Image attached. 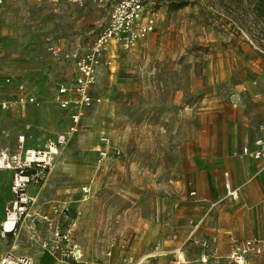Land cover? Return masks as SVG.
Wrapping results in <instances>:
<instances>
[{"label":"rangeland","instance_id":"rangeland-1","mask_svg":"<svg viewBox=\"0 0 264 264\" xmlns=\"http://www.w3.org/2000/svg\"><path fill=\"white\" fill-rule=\"evenodd\" d=\"M194 1H157L152 33L130 49L118 42L107 47L103 56L110 63L96 68L92 90L100 102L85 113L44 182L41 211L54 204L65 209L85 261L125 264L180 241L189 226L188 157L209 142L214 155H233L244 133L249 140L264 128V14L256 10L258 0ZM110 5L0 4V104H7L0 106V150L41 147L66 129L68 112L58 107L56 89L69 81L72 65L53 58L47 46L58 40L88 49L107 24ZM19 87L34 96V104L17 101ZM101 136L109 147L97 168ZM216 171L223 190L226 174ZM9 180L0 177V220ZM11 248L32 264H67L23 230L16 239L0 237V256Z\"/></svg>","mask_w":264,"mask_h":264},{"label":"built area","instance_id":"built-area-1","mask_svg":"<svg viewBox=\"0 0 264 264\" xmlns=\"http://www.w3.org/2000/svg\"><path fill=\"white\" fill-rule=\"evenodd\" d=\"M82 3L84 0H68ZM102 3H111L108 21L93 39L90 47L82 50L78 45L64 46L59 41H51L47 50L56 60L68 61L72 65L71 78L67 82L59 83L56 89V103L62 110L68 112L66 129L48 139L41 147L27 146L22 150H0V170L11 172L9 191L10 200L3 206L4 217L0 222L1 237L10 236L14 239L22 230H26L30 238L36 241L41 250L66 261L67 264H100L96 261H85L83 250L75 240L73 226L75 222L69 219L65 209L58 204L50 207L48 212L40 209L42 187L53 169L57 156L71 135L78 131L80 122L85 113L100 102L99 97L92 95L96 85V68L101 62L109 64L110 60L103 53L112 42H118L126 49L133 48L136 43L156 27L159 0H97ZM4 0H0L2 4ZM17 101L24 104H34V96L23 92L19 87ZM1 108H7L2 102ZM25 134L17 136V143L22 147ZM101 146L97 147V168L107 157L109 139L100 137ZM118 154L119 150L115 149ZM240 153L254 160L261 161L264 169V128L259 129L256 136L247 144L240 147ZM225 197L235 200L239 197V188L232 187L225 177ZM83 193L88 192L85 185ZM193 194V192H190ZM42 223L47 236L39 232L37 223ZM198 224H192V229L185 242L169 251L167 264H190L192 255H197L200 264H208L212 259L217 264L218 255L214 246L222 234L214 228L210 234H198ZM49 233V234H48ZM231 246L225 260L228 264H264L256 259L264 252V243L258 238L239 240L228 234ZM110 254V252H108ZM154 255L129 260L125 264H142L148 258L149 264ZM0 264H32L27 255H15L12 249L0 256Z\"/></svg>","mask_w":264,"mask_h":264},{"label":"crops","instance_id":"crops-1","mask_svg":"<svg viewBox=\"0 0 264 264\" xmlns=\"http://www.w3.org/2000/svg\"><path fill=\"white\" fill-rule=\"evenodd\" d=\"M71 45L74 44H68V46ZM256 134L248 140L244 133L241 146L249 143ZM261 167V161L241 154L240 149L236 150L233 155H214L212 142L204 143L203 150L190 155L186 161L185 171L188 174L190 192H193V194H190V197L186 200L189 210L185 213V216L188 219L189 226L185 236H181L183 238L180 241L172 240L171 244L173 245L163 244L164 247H155L151 252L135 259L154 255L150 260L151 263L167 264L170 257L169 251L185 242L191 232L192 224L197 222H199L196 232L198 234H210L214 228L222 233L214 246L218 258H223L220 264H228L225 260L231 246L228 234L239 240L258 238L264 243V169L260 170ZM216 169H219L220 173L226 174L232 187L239 188L237 199L232 200L225 197L224 187L223 190L220 189L219 174H217ZM5 176H9L10 180L7 197L2 201L4 205L11 197L9 191L11 172L0 170V177ZM224 180L225 177L222 180L223 184ZM3 217L4 215H2L0 222ZM36 228L44 235L47 234V230L42 223L38 222ZM29 230L30 227L23 231L27 232ZM256 260L264 261V252ZM142 264H149L148 258H145ZM190 264H200L197 255H192ZM208 264L216 263L211 259Z\"/></svg>","mask_w":264,"mask_h":264},{"label":"trees","instance_id":"trees-1","mask_svg":"<svg viewBox=\"0 0 264 264\" xmlns=\"http://www.w3.org/2000/svg\"><path fill=\"white\" fill-rule=\"evenodd\" d=\"M174 2H177L178 5L184 6L186 4H196L194 0H173ZM256 10L258 11L259 15L264 14V0H258L256 3Z\"/></svg>","mask_w":264,"mask_h":264}]
</instances>
